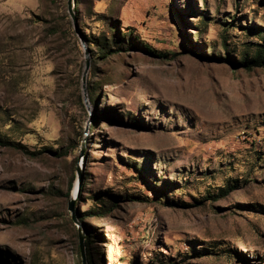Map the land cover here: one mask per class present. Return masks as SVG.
<instances>
[{"label": "rangeland", "instance_id": "rangeland-1", "mask_svg": "<svg viewBox=\"0 0 264 264\" xmlns=\"http://www.w3.org/2000/svg\"><path fill=\"white\" fill-rule=\"evenodd\" d=\"M72 10L0 0V264H81L78 176L86 264H264V0Z\"/></svg>", "mask_w": 264, "mask_h": 264}, {"label": "water", "instance_id": "water-1", "mask_svg": "<svg viewBox=\"0 0 264 264\" xmlns=\"http://www.w3.org/2000/svg\"><path fill=\"white\" fill-rule=\"evenodd\" d=\"M67 12L69 17L71 18V20L73 21L74 25H75V14L73 13L72 10V0H67ZM88 52L85 51V57H87ZM89 68V64L88 61L86 60L85 63V68H84V73H83V77H82V81L84 82V79L86 77L87 71ZM77 171V170H76ZM81 186V179L78 176V180L75 183V187L73 189L72 195L69 198L68 202H67V211L70 213L71 215V220L72 222L77 225V233H78V242H79V252H80V256H81V264H86L85 263V257H84V246H83V229L81 228V226L78 224L77 218H76V214H75V201L76 198L79 195V188Z\"/></svg>", "mask_w": 264, "mask_h": 264}, {"label": "trees", "instance_id": "trees-1", "mask_svg": "<svg viewBox=\"0 0 264 264\" xmlns=\"http://www.w3.org/2000/svg\"><path fill=\"white\" fill-rule=\"evenodd\" d=\"M75 170H76V168H75ZM231 189H233V188H232V187L230 188V186L227 187V189L224 190L223 194H221V195H222V196L227 195V193H228ZM81 192H82V185H81L80 188H79V195L81 194ZM79 195H78V196H79Z\"/></svg>", "mask_w": 264, "mask_h": 264}]
</instances>
